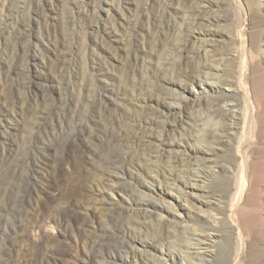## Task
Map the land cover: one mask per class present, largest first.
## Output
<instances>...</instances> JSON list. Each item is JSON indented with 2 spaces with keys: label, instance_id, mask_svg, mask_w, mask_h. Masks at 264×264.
Listing matches in <instances>:
<instances>
[{
  "label": "rangeland",
  "instance_id": "374dc122",
  "mask_svg": "<svg viewBox=\"0 0 264 264\" xmlns=\"http://www.w3.org/2000/svg\"><path fill=\"white\" fill-rule=\"evenodd\" d=\"M201 1L213 0H0V264H121L128 241L141 249L136 239L160 240L156 246L168 248L184 236L160 215L205 217L184 201L195 200L188 195L178 214L142 191L147 180L168 193L165 200L177 198L171 179L181 184L178 159L189 156L169 144H193L202 129L212 133L202 113L222 97L206 89L195 66L204 48L213 57L233 50L220 36L240 19L227 0H215L222 22L210 24ZM241 1L239 31L247 41L256 29L251 20L264 18V0ZM255 63L263 107L244 213L258 221L238 264H264V56L256 54ZM224 65V74L234 72ZM189 75L194 91L185 84ZM178 79L187 92L172 83ZM224 149L204 163H225ZM197 157L189 158L188 174L202 161ZM148 169L158 170L161 185ZM236 178L206 177L209 213L231 206ZM202 179L187 182L202 188ZM139 264L153 261L142 256Z\"/></svg>",
  "mask_w": 264,
  "mask_h": 264
},
{
  "label": "bare ground",
  "instance_id": "6f19581e",
  "mask_svg": "<svg viewBox=\"0 0 264 264\" xmlns=\"http://www.w3.org/2000/svg\"><path fill=\"white\" fill-rule=\"evenodd\" d=\"M199 3L203 5L202 13L208 23H216L215 25H218L219 22H222V11H220V4L217 1L207 2L209 5H206L203 1ZM228 3L230 4L228 6L231 7L240 19V24L234 27L232 33L229 31L226 36L224 34L220 38L229 41L233 50L213 57L210 55L209 49L204 48L202 51V64L197 63L195 66V69H197L195 75L202 76L206 89L222 97L217 103H208L205 112L202 113V120H206L205 126L211 125L213 127L212 133L206 134V130L202 129V136H197L193 144L192 142L182 144L177 141L169 144L172 148H176L179 155L189 156L178 159L181 164L180 169L184 170L181 172V176L177 177L181 181V184L176 183L175 179H171V186L178 194L177 198H172L171 201L165 200L164 198L168 196V193L161 189V187H149L147 180L143 184L147 188V191L142 190L152 199L161 205H168L174 213L178 214H182L179 208L184 210V206L180 205L179 201L188 195L195 200L184 199V201L192 208L203 213L205 217L195 216L193 217L194 222H190L185 218L179 220L176 216L168 217L160 215L158 217L159 222L163 221L165 224H168L167 227L172 228L174 234L181 231L184 235L180 240H177V244L168 242L169 247H172L174 251L170 250L169 247L156 246L161 243L160 240L155 245L152 242H143L136 239L140 243L141 249L131 241H128L129 248L126 253L129 256L125 259L123 256H120L121 264H128L130 261L139 264L142 256L151 258L153 264H238L243 254L244 241L251 237L253 227L256 229L258 215L244 213L245 202L248 200L244 199V196H246L245 192L251 183L250 179L253 175V170L250 166V151L253 139H256L254 138L256 118L258 117L257 114H259L260 105L263 107V104L260 103V93L262 92L261 77H254L253 74L261 72L260 66L258 67V63L255 62L256 54L264 56L262 46L264 44V18L260 17L257 20L256 18L251 20L250 24L256 29L253 30L246 41L244 37L245 33H243L245 31L241 32V34L239 31L242 25L241 22L244 20L242 1L227 0ZM205 10L208 11L205 12ZM215 29L218 30L217 27ZM233 33L237 34L234 35ZM243 37L244 41L242 40ZM213 58L215 59L212 61L211 59ZM225 63L232 64V67H235L234 72L231 71L229 75L224 74L227 69L226 66H228H225ZM186 79L185 84L188 81L191 82L192 91H194L196 88L194 80L190 75L186 76ZM172 83L180 89L188 91L184 86V81L178 79V81ZM183 100H187V97ZM173 102L177 106H181L180 102ZM198 105L193 103L191 108ZM183 108L184 104L182 105ZM175 112H178L180 115L182 114L180 107L179 111L175 110ZM183 129L185 130V128ZM180 147L183 149H179ZM222 149L225 152V163L215 162L213 166L204 163L205 160L210 159L208 157L210 153H218V150ZM200 155H202V161H196L194 172L188 174L187 162H189V158H198L197 156ZM171 167L168 166V177L171 176ZM139 168H141L140 165ZM200 168L202 169V175L199 170ZM145 173L149 176V179L151 178L152 181L158 182L161 185L158 170L153 171L148 169ZM230 173H236L237 175L236 184L232 189H229V192H232L230 199L232 202L231 206H225L223 209H218L219 207L216 206V210L209 213L211 210H206V208L212 207V202L209 201L208 197L210 195L208 185H205L206 177L209 176L210 178L217 179ZM164 175L166 179V174ZM199 176L203 178L202 182L204 183L202 188L198 187L197 184L187 182L191 178L196 179ZM205 190L208 191L205 193ZM202 195L204 197L201 200L200 196ZM110 197L112 198L113 196ZM222 211L223 213H220ZM158 214H162L161 211ZM174 219L178 221L175 225L173 223ZM132 220L130 219V221ZM171 224H173L172 227L170 226ZM195 247L197 249L192 254L191 252ZM151 248L156 249L154 255L151 252L153 251ZM175 253L179 255L180 259L176 257Z\"/></svg>",
  "mask_w": 264,
  "mask_h": 264
}]
</instances>
